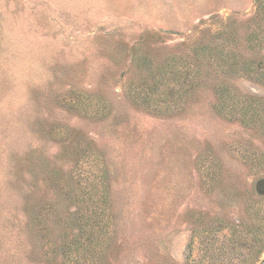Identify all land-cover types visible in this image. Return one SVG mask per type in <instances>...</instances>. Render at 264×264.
<instances>
[{
    "label": "rangeland",
    "instance_id": "1",
    "mask_svg": "<svg viewBox=\"0 0 264 264\" xmlns=\"http://www.w3.org/2000/svg\"><path fill=\"white\" fill-rule=\"evenodd\" d=\"M0 264H264V0H0Z\"/></svg>",
    "mask_w": 264,
    "mask_h": 264
}]
</instances>
